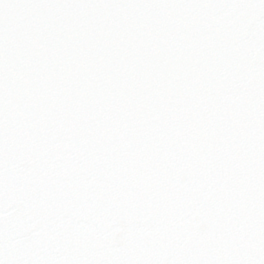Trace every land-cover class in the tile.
Returning <instances> with one entry per match:
<instances>
[{"label": "snow or ice", "instance_id": "1", "mask_svg": "<svg viewBox=\"0 0 264 264\" xmlns=\"http://www.w3.org/2000/svg\"><path fill=\"white\" fill-rule=\"evenodd\" d=\"M0 264H264V0H0Z\"/></svg>", "mask_w": 264, "mask_h": 264}]
</instances>
